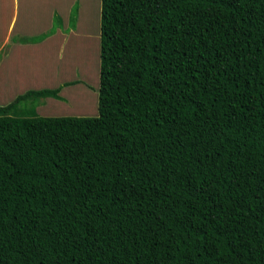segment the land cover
<instances>
[{"label": "trees", "instance_id": "1", "mask_svg": "<svg viewBox=\"0 0 264 264\" xmlns=\"http://www.w3.org/2000/svg\"><path fill=\"white\" fill-rule=\"evenodd\" d=\"M76 83L0 106V264H264V0H101L97 116L35 113Z\"/></svg>", "mask_w": 264, "mask_h": 264}, {"label": "crops", "instance_id": "2", "mask_svg": "<svg viewBox=\"0 0 264 264\" xmlns=\"http://www.w3.org/2000/svg\"><path fill=\"white\" fill-rule=\"evenodd\" d=\"M75 4L78 11L75 26L71 29L69 16ZM100 11L101 0H0V51L3 49L0 103L7 105L27 91L56 89L66 83L80 82L61 88L59 96L62 98L65 89L86 83L81 79L84 67L90 68L93 72L90 75L96 80L100 66ZM55 13L61 19V28L55 34L36 44L12 42V39L46 33L52 27ZM93 47L95 55L91 54ZM95 88L97 94L92 95L96 108L98 84ZM51 107L62 109L65 106L58 100L45 98L35 108V113L49 117Z\"/></svg>", "mask_w": 264, "mask_h": 264}, {"label": "rangeland", "instance_id": "3", "mask_svg": "<svg viewBox=\"0 0 264 264\" xmlns=\"http://www.w3.org/2000/svg\"><path fill=\"white\" fill-rule=\"evenodd\" d=\"M91 54L95 55V48H92ZM2 54H0V60L2 58ZM73 67H70V70ZM82 72L84 73V76L81 77V79H83L85 84H88L89 89L84 86L85 84H82V86L80 87H76V88H68L64 90V96L63 101H60L63 103V105L65 106L64 108H54L51 107L49 108V117H68V116H84V117H93V116H97L98 111H97V105L95 108V101L93 99V95L92 93H96L97 94V88H95V86L98 83L99 80V68L96 72V80L93 78L92 75H90V68H86L84 67V69L82 68ZM78 76V75H77ZM94 79V80H93ZM92 81V82H90ZM94 87V88H93ZM79 93H82V95H77ZM84 94V95H83ZM87 94L90 95V97L88 98ZM69 96H71L72 98H70ZM69 97V98H68ZM73 98H75V100H73ZM88 99L89 100V107L87 106L88 103ZM0 106H5L3 104L0 103ZM95 113V114H94ZM90 114H94V115H90Z\"/></svg>", "mask_w": 264, "mask_h": 264}]
</instances>
